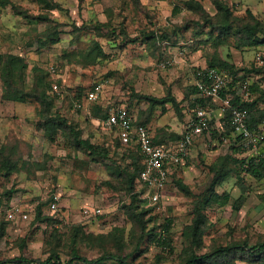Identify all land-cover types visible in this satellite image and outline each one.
Listing matches in <instances>:
<instances>
[{"label": "rangeland", "instance_id": "374dc122", "mask_svg": "<svg viewBox=\"0 0 264 264\" xmlns=\"http://www.w3.org/2000/svg\"><path fill=\"white\" fill-rule=\"evenodd\" d=\"M189 1L192 0H139L137 4L136 0H0V55L13 54L25 59L28 64L27 89L37 76L35 69L41 70L36 71L38 75H46L52 84H58L57 92L48 90L50 99L54 100L52 114L67 121V127L57 122L54 138L48 140L44 120L38 114L40 105L35 100L27 103L4 101L0 75V159L3 163L7 155L10 162L15 163L11 171L0 166V200L28 204L31 212L28 222L10 228L12 235H7L8 224L5 217H0V238L9 237L11 240L6 241L5 248L16 251L10 260L25 259L43 264L51 254H58L61 264H66L72 259L74 250L81 257L93 260L117 252L114 239L121 237L128 242L123 252L135 251L132 254H136L138 251L130 235L135 238L149 235L154 227L159 235V227L168 220L171 222L169 248H159L152 240L151 244L140 246L145 250L133 264H184L197 210L203 216L201 233L197 234L202 235L200 244L193 247L199 255L235 243L247 242L253 246L264 241V179L256 181L244 172L239 175L234 163V157L240 160L254 154L233 156V160L225 164L228 174L223 177L210 171L215 162L206 158H202L197 168L190 169L187 175L183 174L185 167H182L167 184L158 205L151 206L147 201L140 203L142 210L152 211L149 216H144L146 226L142 230L144 225H139L135 218L141 210L132 211L127 192L135 161L128 148L118 144L116 133L97 124L94 117L98 107L101 117L111 108L126 107L137 121L150 125L152 120H159L164 108L159 105L152 111L141 96L163 98L170 92L180 103L181 113L171 109L173 114L166 115V124L184 123L188 108L195 104L190 100L186 102L184 94L190 89L191 94L197 90L189 84L192 78L187 79V75L191 73L194 78L198 69L208 67L206 55L213 51L210 39L218 33L212 32L204 24V17L187 6ZM196 1L209 15H216L214 0ZM222 1L236 17L241 16L239 12L243 5L264 16V0ZM34 17L46 18V21ZM95 23L110 27L100 30L99 34L103 36H96L94 29L87 31ZM152 31L158 36L169 35L171 40L162 43L159 50L149 48L142 41L143 33ZM200 32L201 35L195 36ZM107 33L109 36L105 37ZM241 37L228 36L219 52L223 58L230 55L231 62L235 63L233 53L238 51L237 68L250 70L253 67L250 63H256L246 58V53L251 55L254 50L250 49L254 48H241ZM131 40L136 42L128 47L125 43ZM94 41L109 58L88 65V60L78 57V51L91 47ZM195 49L201 51L196 58L193 57ZM257 53L264 55V50H258L254 57ZM203 60L206 66H193ZM163 62H169V66L162 68ZM52 66L57 72L48 76ZM256 70L264 72V66ZM96 85L101 86L100 99L91 103L87 96ZM255 85L258 87L257 83ZM17 86L19 90L23 88L22 83ZM256 89L251 90L252 95ZM157 110V116L153 117ZM70 124L81 132L83 139L108 150L110 158H93L78 147L68 128ZM217 126L211 120V134L217 132L215 137L221 142ZM151 127L154 130L152 124ZM208 143L209 152L217 148L212 140ZM231 145H223L227 154ZM262 151L264 143L258 153ZM214 178L218 180L212 188ZM179 179L190 187L191 195L179 190L176 185ZM239 179L243 181L244 192ZM137 186L138 191L146 193L143 186ZM211 193L220 199L205 203ZM54 194L61 195L58 213L47 209ZM242 194L246 201L235 210V202ZM87 206L99 207L104 214L98 221H93L82 213ZM39 207L42 211L40 219L37 217ZM244 259L249 258L245 256ZM57 262L55 259L51 264Z\"/></svg>", "mask_w": 264, "mask_h": 264}, {"label": "trees", "instance_id": "16d2710c", "mask_svg": "<svg viewBox=\"0 0 264 264\" xmlns=\"http://www.w3.org/2000/svg\"><path fill=\"white\" fill-rule=\"evenodd\" d=\"M83 1V0H82ZM137 4H139V0H136ZM187 6L190 7L193 11H196L197 15L203 16L204 24L210 28L213 31L218 32L216 37H211L210 40H212L211 48L212 52L210 54L206 55V61L208 68H217L220 70L231 72L235 75H240L239 80H244L248 75L245 73H256L260 74L261 71L256 70L254 68L250 70H243L239 69L235 66L234 63L231 62L230 55L227 56V58H223L221 56V53L219 52V49L226 44L228 36L235 34V35H241L240 44L241 48H253L258 46L264 45V22L261 21L259 18H257L250 10H247L245 15L241 16H234L232 10L228 7L227 3L222 0H214V6L216 8V15L211 16L209 15L201 3L198 1H189L187 3ZM17 8V7H16ZM22 15V13H19ZM28 16L25 14V17ZM35 20H44L46 21V18H40V17H34ZM199 24V23H197ZM107 24H100L95 23V26L93 24V28L89 27L88 30L94 29L96 36H103L99 33H101V29L104 27H108ZM110 27V26H109ZM115 31H112V34H114ZM125 33V32H124ZM202 33H196L195 36H199ZM108 33L105 35V37H108ZM143 39L142 41L147 44L149 48L154 47L156 50H159L162 43H169L170 37L169 35H161L158 36L155 32H148L143 33ZM57 40V39H53ZM136 41V40H135ZM78 57L88 60L87 64L91 65L94 64L97 60L102 59H108L109 56L105 54L102 47L99 45L98 42L94 41L91 47H87V49H81L78 51ZM56 68V67H55ZM28 64L26 63L25 59L18 55H0V75H1V81L3 83V90H2V99L4 101L14 102V103H27V102H34V100L40 105V108L38 109V114L40 117L44 120L45 123V135L48 140H53L54 134L56 133V129L54 130V127H56L57 122L60 125H63L67 127V121L58 116L52 114V108L54 107V100L50 99L48 90L53 89L52 81L48 80L46 75H38V72H40V69H35V74L37 75L35 78V81L33 82L32 86L27 89V86L25 85V73L27 72ZM57 72V69H56ZM48 73V72H47ZM53 75L51 70L49 69L48 76ZM24 82V83H23ZM22 83V87L19 90V87H15L16 84ZM257 88L255 83L252 85V91L253 89ZM256 91V90H255ZM263 93V92H262ZM233 96L232 103L241 107L246 108L249 110V124L252 128H257L260 125L264 124V110L261 108H258V103L253 99H251L250 102L242 103L239 98H237L234 93H231ZM226 92L222 94V96H225ZM264 96V94L262 95ZM141 99L147 100L151 110H155V108L159 105L163 106V111L166 110L167 104L171 103L173 108L177 113L180 112V103L171 96L170 92L167 94V96L163 98H155L152 96H141ZM202 105V103L200 102ZM204 106V105H203ZM205 107V106H204ZM98 111L95 112V118L98 119H104V121L107 120L109 111H107L103 117L100 116L101 108H96ZM138 124L148 126L146 122L138 121ZM71 133L74 135L75 143L78 147L85 149L87 152H89L91 157L95 158H104L109 159V151L101 149L94 144H92L90 141L85 140L81 136V132L75 128L73 125H69ZM211 128V125H210ZM206 133V132H205ZM204 133V134H205ZM220 138L222 137H230L233 134V128L231 125V120L229 115L226 118V123L224 125L223 130H221ZM213 136H218L217 132L213 133ZM216 138V137H215ZM118 144L122 145L120 140L117 138ZM155 142V141H154ZM156 143V142H155ZM123 146V145H122ZM128 151L130 152L131 158L135 161V169L134 172L129 174V187H128V194L131 199V206L130 208L133 210H141L138 212V214L135 216L137 221H139V225H144L145 229L146 221H144V216H149L152 211L150 210H142L140 207V203L147 201L146 199H143V195L145 194V191H138V179L140 176V173L142 172L144 168V159L142 152L139 147L137 146H128ZM232 149L231 154H226L225 156L219 158L217 162L214 163L213 166H211L210 171L215 174V176L223 177L228 174V171L226 170L227 166L225 167V164H228L231 160H233V156H244V152L241 150L240 147H238L235 143H232L230 150ZM6 152V151H5ZM138 155V158L135 156ZM239 154V155H237ZM241 154V156H240ZM234 163L237 164L236 173L237 170L239 171V175L244 172L245 174H248L252 178H254L256 181H261L264 179V157L263 156H244L240 160L236 159L234 157ZM140 160V162H139ZM10 159H8L7 155L2 160L0 159V166L4 169L7 168L8 171H11L13 169V166L15 163H12L11 166ZM3 164V165H2ZM1 170V169H0ZM230 172V171H229ZM221 175V176H220ZM217 178H214L212 182V188L217 183ZM240 180V179H239ZM241 181V180H240ZM241 181L239 185L241 186L243 192L245 191L244 185ZM177 187L180 191L185 193L186 195H191L192 192L190 190V187H188L186 184L182 182L181 179H179L176 182ZM211 188V189H212ZM142 190H147L146 187H143ZM214 192V191H212ZM202 199V198H201ZM220 197L217 196L215 193H211L208 197L205 198L204 202L210 204L212 201L219 200ZM203 201V200H202ZM246 201V197L244 194H242L235 202L234 209L239 210L244 202ZM11 205V200L6 201L3 203V201L0 200V217H4V212L7 210ZM201 204H198L199 206ZM37 217L40 219L42 217V211L41 207L37 210ZM202 220L203 216L202 213L197 210V219L195 225L191 228L192 234L191 237H189L191 241V246L189 250H187L189 253L187 255V258L184 261V264H214L218 261H223L227 264H233L235 259L240 258L241 260H244L245 256H248V261L251 263H257V264H264V241L259 242L253 246H250L247 244V242H243V244L235 243L231 245H226L222 247L215 248L213 251L204 253V254H197L194 250V246H197L200 244V240L202 235H197L198 233H201V227H202ZM171 222L166 220V223L159 227L160 233L159 235L156 233V227L152 228L150 230L149 235H139L138 238H135L134 235H130L131 241H133L136 245V251L138 253L132 254L135 251H126L125 253L123 250L127 248V241L123 237L116 238L115 240V246L114 248L117 249V252L108 253L100 256L97 259L88 260L84 257H81L79 253L74 250L72 252V259L66 264H133V260L139 256V254L143 253L144 250L141 249L140 246L142 245H148L152 243V240L154 243H156V246L159 248H163L164 250L166 248H169V228H170ZM109 236V235H108ZM112 236V235H110ZM129 237V236H128ZM133 237V238H132ZM105 238V237H102ZM146 238H148L146 240ZM129 240V238H128ZM131 243V242H130ZM238 256V257H237ZM55 259H57V263L61 264L59 261L58 254H51L50 258L43 264H51L52 262H55ZM28 262H34L32 260H28Z\"/></svg>", "mask_w": 264, "mask_h": 264}, {"label": "built area", "instance_id": "2783aa9c", "mask_svg": "<svg viewBox=\"0 0 264 264\" xmlns=\"http://www.w3.org/2000/svg\"><path fill=\"white\" fill-rule=\"evenodd\" d=\"M257 68L264 66V55L257 53L255 57ZM162 68H167L169 62H163ZM53 74L56 68H50ZM241 75H235L231 72L217 68H200L194 75V87L203 98H218L225 92L234 93L242 103L250 102L252 99L251 88L253 84L252 76L239 80ZM53 91L59 90L58 84H53ZM101 86L96 85L94 90L89 92L87 101L97 102L100 99ZM233 96L228 93L224 102L225 110L231 120L233 134L226 137L235 143L246 155L257 156L258 150L264 143V124L257 128H252L249 124V110L241 108L232 103ZM81 107L80 104L77 105ZM187 120L181 139L171 145L156 144L153 139L151 129L148 126L136 123L131 113L126 107L111 108L105 126L116 133V137L125 147L137 146L140 148L144 168L140 173L138 183L146 187V193L143 199H146L149 205H158L163 197V192L167 184L171 181L174 173L180 169L190 156L194 140L198 136H209L211 133V115L207 108L196 102L193 107L187 111ZM206 132V133H205ZM205 133V134H204ZM61 195L54 194L48 204V211L58 213ZM83 215L90 218H99L104 213L99 207H85ZM7 221H14L18 217L22 220H28L29 215L24 212L21 205H10L4 212ZM3 264H36L35 262L6 260Z\"/></svg>", "mask_w": 264, "mask_h": 264}, {"label": "crops", "instance_id": "0c3cea01", "mask_svg": "<svg viewBox=\"0 0 264 264\" xmlns=\"http://www.w3.org/2000/svg\"><path fill=\"white\" fill-rule=\"evenodd\" d=\"M242 7H243V10L239 12L241 15L245 14L247 10H250L257 18H259L261 21L264 22V16L260 15L259 12H257L254 9H251L249 7H244V5ZM133 42L135 43L136 41H132V40L131 41H127V43H125V44L126 45L128 44V47H129L130 43H133ZM126 47L127 46H125L124 49ZM253 48L254 49H250V51L254 50V52L251 55H248V53H246V55H247L246 58H249L250 60H253V63H254V60H255L256 56L254 57L253 54L258 52V50H260V49L264 50V45L263 46H258V47H253ZM195 52L196 53L193 54L194 58H196V56L198 54H201V51H199L198 49L197 50L195 49ZM238 54H239L238 51L233 53V59H234V62H235L234 64H235L236 67L239 66V63H238V60H237L238 59ZM198 64H200V66H206L205 60L200 61V62H195L193 66H197ZM250 64L253 65V67L250 65L251 66L250 69H252V68L259 69V68L256 67V64L255 65L252 64V63H250ZM188 72H190V71H187V73ZM250 76H252L251 78L254 81H256V83L258 84L257 85L258 88H261V90H258V91L256 89V92L252 95V100L254 99L258 103V108H261V109L264 110V96H262L264 94V72H261L260 74L251 73ZM188 78H192V80L190 81L189 84L194 86V78H193L191 73H190V75L189 74L187 75V79ZM254 81H253V84L255 83ZM191 91H192L191 89H190L189 92L187 91L188 93L186 92L187 94L186 95L184 94L183 99H185L186 102H187V100L188 101L190 100V101H193V103H196V102L203 103L206 106L205 108H207L208 111L210 112L211 120L213 122H216V125H218L217 126L218 130L221 132V130H223V128H224V125L226 123V118L228 116V112L225 110V107H224V102H225V99L227 97V94L230 93V92H226L225 96L221 95L218 98H203V97H201V95L198 93L197 90H195L196 92H194L193 94H191ZM171 109H173L172 104L171 103L167 104L166 110L161 112V114L158 116L159 120H157V121L154 120V122H152L153 120L151 121V124H152L154 130L152 129L151 124L148 125V127L151 129V132H152V135H153V139L156 142V144L171 145L173 143H176L182 137L187 117L185 118L184 123L182 125H180V123H178V122H177L178 124H175V125H173L171 123L170 124H166V120H167L166 119V115H172L173 114V112L170 111ZM155 111L152 114L153 117L157 116L158 110H157L156 114H155ZM174 112H176V111H174ZM133 118L135 119L134 116H133ZM95 120H96L97 124H100V125L101 124L102 125L105 124L104 120L101 121L98 118H95ZM135 121H136V123L138 122L137 118L135 119ZM164 123H165V125H163L164 126L163 127L161 124H164ZM155 124H157V127H156ZM158 124H159V126H161V128H159V129H157L158 128ZM226 139L227 138L225 136L222 137L221 138V142L222 143H221L211 133L207 137L205 135L204 136H198L194 140V145H193V147L191 149L190 156L186 160L184 166H182V167H185V170L183 171V174L187 175L188 172L190 171V169L193 170V169H195V167L197 168V164L200 163L202 158H206V160H213L214 162H216L219 158L225 156L227 153H226L225 150H223L224 143H226V144L227 143H229V144L231 143L232 144V142L230 140L226 141ZM211 140L213 142V146H216L217 148L214 151H210L209 152L207 147L209 145L208 141L211 142ZM263 152L264 151H262V153H258V154H263ZM228 153L233 155L232 149ZM237 155H239V154H237ZM261 156L264 157V154L261 155ZM180 169H178L177 172L174 173L173 176H175L178 173H180V171H179ZM60 203H61V201H60ZM60 203H59V208H61V204ZM16 204L21 205L19 202L15 201V200H13L11 202V206L12 205H16ZM21 206H22V208H23L25 213H27L28 215L31 214L30 206L28 204L21 205ZM4 217H5V214H4ZM30 218H31V215H29V219L28 220H22L20 217H18L14 221H7L6 218H5L6 223L8 224V230L6 231L7 235H12V232H11L10 228L13 225H19L20 223H26V222H28L30 220ZM91 219L93 221H98L97 220L98 218H91ZM8 238L9 237L0 238V264H3L4 261L11 259L16 254L15 250L11 251V250H8V249L5 248L6 247L5 245H7L6 241H10L11 240V239H8ZM15 260L28 261V260H25V259H16V258H15ZM34 262L36 264H39L36 261H34ZM214 264H227V263H224L223 261H218V262H216ZM233 264H257V263H251L247 259L241 260V259L237 258V259H235Z\"/></svg>", "mask_w": 264, "mask_h": 264}]
</instances>
